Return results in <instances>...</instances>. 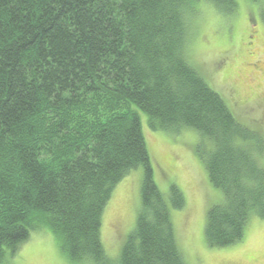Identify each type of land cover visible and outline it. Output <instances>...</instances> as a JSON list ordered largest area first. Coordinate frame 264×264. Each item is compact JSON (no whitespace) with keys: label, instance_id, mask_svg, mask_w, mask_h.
<instances>
[{"label":"trees","instance_id":"trees-1","mask_svg":"<svg viewBox=\"0 0 264 264\" xmlns=\"http://www.w3.org/2000/svg\"><path fill=\"white\" fill-rule=\"evenodd\" d=\"M257 3L260 0H251ZM237 0H0V258L46 229L72 261L186 264L159 191L139 112L151 131L196 132L209 184L208 246L240 243L264 219V150L189 59L200 4ZM142 170L140 209L118 258L100 232L112 192Z\"/></svg>","mask_w":264,"mask_h":264},{"label":"rangeland","instance_id":"rangeland-1","mask_svg":"<svg viewBox=\"0 0 264 264\" xmlns=\"http://www.w3.org/2000/svg\"><path fill=\"white\" fill-rule=\"evenodd\" d=\"M237 5L231 15L204 3L197 6L189 59L240 123L260 135L264 145V0H237ZM139 119L159 191L168 200L169 186L174 184L185 199L183 209L170 210L185 263L264 264V219L250 218L238 244L213 248L205 241L206 211L222 201L197 154V147H207V142L190 129L176 134L151 131L141 112ZM259 162L264 167V150ZM142 174L137 169L121 180L104 209L100 237L112 260L118 258L135 227ZM5 254L0 264H92L70 260L46 229L32 232L16 252Z\"/></svg>","mask_w":264,"mask_h":264}]
</instances>
